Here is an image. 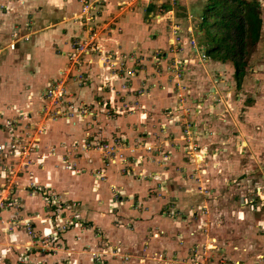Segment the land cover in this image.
<instances>
[{"label":"rangeland","instance_id":"374dc122","mask_svg":"<svg viewBox=\"0 0 264 264\" xmlns=\"http://www.w3.org/2000/svg\"><path fill=\"white\" fill-rule=\"evenodd\" d=\"M177 1L169 5L166 0H138L142 5L137 10L140 20L148 22V15L142 13L151 5L154 14L168 18L172 40L167 46L139 45V56H130L124 64L128 57L120 60L114 57L116 52L99 45L92 24L87 37L73 34L67 38L66 50L59 46L51 49L62 53L65 62L38 91L23 90L27 100L38 99L36 106L21 114L16 110L17 114L9 117L0 112V142L13 144L10 148L4 142V151L0 150V235L19 231L28 237L21 248L4 244L0 238L5 245L0 249V264H79L84 252L93 264H104L106 257L131 259V251L126 250L134 247L139 248L138 257L133 256L137 264H171L174 260L186 264H264V43L254 48L247 75L236 89L229 76V61H221L217 69L214 59L206 54L202 57L193 47L192 41L201 49L205 47L204 35L197 29L198 8L204 0H190L193 11L175 20L174 14H180ZM250 1L258 5L260 13L256 0ZM22 2L0 0V12L11 11ZM98 3L102 1L91 2L93 6ZM113 22L116 19L110 21L116 26ZM47 27H53L52 20ZM40 30H27L20 36L14 32L12 37L25 40V34L36 35ZM79 42L81 52L74 63L71 53ZM147 48L150 58L141 54ZM94 63L108 67V73L94 86L95 92L90 90L94 94L83 98L79 91L88 85L85 72ZM82 65L85 67L80 70ZM138 71H142L140 75ZM133 78H138L134 88ZM22 107L26 109V105ZM137 112L136 121L112 123L116 131L109 136L100 130L101 115L116 121ZM56 120L71 125L79 121L84 128L82 140L69 145L45 143L49 122ZM91 151L97 155L98 166L86 162ZM52 156L58 160L53 162V170L40 177L45 160ZM81 158L85 165L80 164ZM110 166H114L113 172ZM67 172L84 175L96 195L103 191L109 194L101 220L103 226L120 227L118 240L110 241L99 225L80 214L82 202L53 187L51 178L60 180ZM117 175L130 177L132 188L143 187L138 193L148 199L158 197L160 205L154 203L157 214L172 224L146 232L134 227L133 218L146 220L139 200L143 198L139 196L137 202L125 206L128 211L117 208L128 197L119 190ZM21 192L35 197V203L39 201V218L27 210ZM130 211L136 216L127 217ZM134 224L137 226L136 221ZM78 229L86 230L90 241L85 240L87 235L76 232ZM67 230L77 239L83 236L76 250L63 235ZM124 232L128 236L123 243L119 240ZM130 233L139 234L132 238ZM170 238L190 243L178 250L181 255L173 257L176 254H167L163 244ZM9 252L15 253L10 255L13 261ZM43 255L53 258L46 260Z\"/></svg>","mask_w":264,"mask_h":264},{"label":"crops","instance_id":"0c3cea01","mask_svg":"<svg viewBox=\"0 0 264 264\" xmlns=\"http://www.w3.org/2000/svg\"><path fill=\"white\" fill-rule=\"evenodd\" d=\"M22 1L23 2L21 3V5L18 4L16 7H13L11 11L6 10L0 12V45L3 46L2 48L0 47V112L3 115H6V117H9L16 113V110L20 114L25 113L28 107L30 108V106L33 107L37 105L38 99L33 97L32 99L27 100L23 95V90H26V92H28V90L38 91L39 88L45 85L46 82L58 72V69H60L65 62V58L63 57L62 53L60 54L58 52H54L51 49L59 46L66 50L68 47V42L66 41L67 38H70L73 34L75 36H80L81 38L87 37L90 28H92V24H94L97 32L96 34H98L97 39L99 40V45L105 50L116 52L114 57L119 58L120 60L128 57L126 61L123 60L124 64H126V62H129L130 56L132 58L139 56V53L136 50L139 45H145L148 48L150 46L165 47L170 43L169 40H172L170 31L168 30V18L165 17V14H154L152 5L145 7V13H142L148 15V20H146L148 22H144L139 19L140 16L137 10L138 6L142 5L138 2V0H136L137 2L135 3H132L135 0H99L102 1V3H98L97 5L92 6L91 9H89L87 12H81L82 3L79 0ZM89 1L93 2L98 0ZM256 2L260 5V38L256 44L257 48H260L261 44L263 45L264 43V0H256ZM130 4H132L131 7H129ZM177 4L179 5L178 9L176 7V10H178L180 14H174L175 20H178L179 17H187L190 12L193 11L192 9L194 7V2L190 0H178ZM78 14L79 16H83L81 20L76 17ZM28 19L30 22H28ZM113 19H116V22H113L116 23V26L110 23V21H112ZM49 20H52L53 23V27L51 28L47 27V23ZM36 28L41 29L39 32H37L38 34L32 36H29V34H25V40H18L17 37H12V34L14 32L15 35L17 34L20 36L21 34L26 33L27 30L34 31ZM62 30H64V32ZM148 48L145 53H141L142 57L147 56V58H150ZM129 50L133 51V53ZM261 57L262 60H264V47L263 55ZM212 61L216 62L217 69H220L217 64H223L218 60ZM108 64L110 63H107V65ZM84 67L85 66L82 65L79 68L80 70H83ZM107 68L108 67L104 65L94 63V65L90 66L89 70L88 68L85 69V71L88 70L87 72H85V74L89 78V83L87 86L82 87L80 91L78 90L81 97L84 98L88 97L90 94H94L91 93L90 90L94 91V86L97 83L103 81V79L106 77V73H108ZM228 68L230 72L229 76L230 78H232L231 64H229ZM141 72L142 71H138L137 75H140ZM137 81L138 78H133L132 85L136 84ZM135 86L136 85L132 87L134 88ZM155 101L154 105L157 104ZM25 105L26 109L22 107ZM106 105L109 106L108 101L106 102ZM154 105H152V107H154ZM156 106L160 107V104L158 103ZM13 107H16V109H14ZM131 116L123 115V117H118L115 121V119L107 120L105 116L101 115L99 123L100 130H102V132L106 134V136H109L111 132L114 133L116 131L115 129H112V123L118 121L124 122V120L128 122L136 121L138 112ZM48 127L49 130L44 137L45 143L53 142L57 144L56 142H59L58 144L63 143L64 145H69L72 141H81L84 137V128H82V125L79 124V121H76L73 125H71L65 124L60 120H56L53 122H49ZM1 136L2 134L0 133V138ZM57 150H59L58 152H61L63 151V148L59 145ZM91 152L92 153L88 154V156H90V159H86V162L91 166H98V162L96 159L97 155L93 151ZM55 160H57V158L53 156L46 159L43 168L40 171L38 170L39 173L35 171L36 175L37 173L39 176L43 175L45 174L46 170L50 173L53 170V162ZM79 162L80 164L85 165V161L83 158L79 159ZM113 167L114 166L109 167V170L112 169L111 172L115 170V168ZM69 176H73V178L69 180ZM83 176L84 175H78L77 173L70 174V172H67L65 178L60 175V180H57L55 178L53 180L51 178V181L53 187L57 191L63 193L65 197L75 198L83 203V208L80 211V214L82 216H86L87 219L92 221L95 225H99V228L103 230V236H106L110 241L118 240L119 238L117 237V235L120 234H118L117 231L118 229L121 230L120 227H116L110 223H106V225L103 226L104 222L101 220V218L103 217V208L106 205L108 198L110 197L109 194H106L105 191L101 192L99 195L93 193L90 181L88 179H83ZM117 179L121 182V187L119 188V190L128 193L127 200L123 201V204H117V208H120V210L122 211H128L125 206H128L131 201L137 202L138 198H140L139 196H142L143 198H140L139 200H141L142 204L144 205V208L142 209L143 214L146 215H144L143 217L146 220L144 222L142 220H136L133 218V220H131V224L134 227H138L139 230L144 229L143 232H146V229L152 230L156 228V226L157 228H165L172 224L169 219H164L161 216V213L158 212L157 214V209H155L154 203L160 205L161 200L158 201V197L155 198L154 196H151L150 199H148V197H145L143 193H138L139 191L137 189H140V191H142L143 187H137L136 189V186H134V188H132L131 185L133 184V180L128 176L117 175ZM22 192H24V190H22ZM22 192L21 195L26 205H28L27 210L33 215H37L38 217L36 218H39L42 214V207L39 204V201H36L35 203V197L28 196ZM131 216H136L133 211H130V213L127 214V217ZM146 216L149 217L146 218ZM124 218L126 219L125 216ZM135 221L137 226H135L134 224ZM91 227H93V224L91 225ZM122 230L130 231L129 229L124 227L122 228ZM76 232H78L79 234L87 235L86 230L78 229V231ZM140 232H142V230H140ZM138 234H133L132 238L137 237ZM63 235L68 238L70 242L69 246H71L70 248H73V250H76L77 241L82 240L83 237L82 236L79 239L75 238L70 230H67ZM171 235H174V232H172ZM126 236H128V234L124 232V239L121 237L119 241L124 243ZM0 238L5 241L4 244H7L13 248L14 246H18V248H21L25 245V241L28 239V237L24 233H21L19 231L12 232L9 235L1 234ZM84 238L85 240L90 241V237H88V235ZM162 240L164 239L161 238V242ZM166 241L167 244L163 243L167 246L165 247V250H167V254L169 255L170 253L176 254V256L173 257H178L179 255H181L180 251H183V246L190 243L189 240H185V243H183L184 241L182 243H179L177 240H174L172 238L166 239L165 242ZM4 244L0 243V249L5 246ZM159 244L163 245L162 243ZM134 249H136V247L128 248L126 250L131 251V259L121 260L118 257H106L104 264H137L138 256L136 255V253L139 251V248L137 250ZM13 254L15 253L9 252V255H7L10 256ZM85 254L86 252L83 253V258L79 260V264H93L91 259L88 256L86 257ZM31 256H33V254ZM43 258L49 260L53 257L45 255ZM10 260H12L11 256ZM171 264H186V262L174 260L171 262Z\"/></svg>","mask_w":264,"mask_h":264},{"label":"trees","instance_id":"16d2710c","mask_svg":"<svg viewBox=\"0 0 264 264\" xmlns=\"http://www.w3.org/2000/svg\"><path fill=\"white\" fill-rule=\"evenodd\" d=\"M197 29L204 35L207 57L229 61L236 89L260 38L259 7L250 0H204L198 8Z\"/></svg>","mask_w":264,"mask_h":264},{"label":"built area","instance_id":"2783aa9c","mask_svg":"<svg viewBox=\"0 0 264 264\" xmlns=\"http://www.w3.org/2000/svg\"><path fill=\"white\" fill-rule=\"evenodd\" d=\"M79 1L82 3V6H81V12H85V11L87 12V11H88L89 9H91V7L93 6L89 0H79ZM166 1L168 2L169 5H173V2H174L175 0H166ZM192 42H193V47L197 49V52H198L202 57H205L206 55H205L204 49L199 48V46L197 47L195 41H192ZM81 45H82V44L79 42L78 45H77V47H75V48L72 50L71 55L74 57V58H70V59L72 60V62H74V60L77 59V57L79 56V54H80V52H81V50L79 49V46H81ZM75 46H76V45H75ZM198 53H197V54H198ZM206 57H207V56H206ZM74 63H75V62H74ZM49 96L53 98V95H52V94H49ZM4 122H5V121H4ZM1 123H2V120H0V124H1ZM4 124H5V123H3V125H4ZM8 140L10 141V139H8ZM4 142H6V140H5ZM4 142H3V141L0 142V150H1V151H4V149H3V147H4ZM5 144H8L10 148L13 147V144H11V142H8V143L6 142ZM10 144H11V145H10ZM23 149H24V152L26 153V146H24ZM0 155H1V152H0ZM2 156L4 157L5 155H2ZM197 263H200V262L198 261ZM197 263H196V264H197ZM204 264H205V263H204Z\"/></svg>","mask_w":264,"mask_h":264}]
</instances>
